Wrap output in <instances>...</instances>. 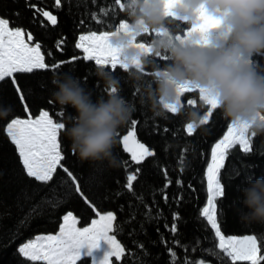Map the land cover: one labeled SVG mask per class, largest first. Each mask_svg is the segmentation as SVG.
<instances>
[{
    "label": "trees",
    "instance_id": "obj_1",
    "mask_svg": "<svg viewBox=\"0 0 264 264\" xmlns=\"http://www.w3.org/2000/svg\"><path fill=\"white\" fill-rule=\"evenodd\" d=\"M32 2L39 9L57 16V25H51L39 12L34 18V10L27 9L24 0H0V16L14 21L13 27L22 26L26 32L32 33V41L41 45L46 64L67 62L69 58L77 57L74 63H65L58 70H39L46 87H35V92H42L47 97L42 107L49 111L51 118L68 126L75 112L71 107L61 108L53 100L52 78L54 75L70 73L81 81L84 73L90 70L86 87L82 84L92 92L93 100L107 96L108 90L95 75L97 65L94 61L83 60L81 50L75 47L76 40L80 33L111 31L119 22L130 21L126 11L127 0H121L123 7L116 5L114 0H95V4L92 0H62V6L59 7L54 6V0ZM15 13H20L21 18L18 19ZM98 20L103 22L98 23ZM176 25L179 27L174 32L178 34L189 27L188 24L176 23L172 28ZM153 38L154 34H142L136 39L149 44ZM57 42H61L59 47ZM165 57L166 55L155 57L156 63L148 64L144 68L141 84L146 86L152 81L154 71L169 63ZM254 60L264 66V55L255 56ZM113 71L119 79L120 95L135 106L132 118L119 129L118 143L114 149L120 161L119 167L81 163L71 148V142L64 135V130H61L58 136V140L62 141L63 151L68 153L65 166L78 175L83 196L76 193L74 188L68 189L62 183V180L68 178L59 169L58 174H54L53 181L47 186L26 177L16 147L11 143L5 127L15 117H25L27 113L36 115L38 111L34 102L29 99L30 112H25L17 102L12 85H4L0 106H11L12 112L6 119L0 118V264H45L43 261H28L27 257L18 252L19 246L38 234L57 231L62 216L67 212L75 215L79 225L88 223L96 211L114 214L112 233L120 245L126 251L130 250L131 254L122 255L120 260L113 257V264H170L168 248L176 252L177 264L206 256L203 250L209 247V239L214 236V231L206 218L200 215L206 200L204 169L211 146L222 136L230 120L222 116L220 109H212L208 123H200L199 127H195V134L189 135L185 129L188 124L187 113L195 112L202 118L208 111V107L199 99L197 93L183 94L182 105L175 113L168 110L167 118L154 116L146 106L139 103L140 90H133V82L128 74L119 66ZM8 79L11 78H6ZM97 86L104 88L105 94L101 96L99 91L92 90ZM133 96L136 97L135 100L132 99ZM188 100L194 103L189 105ZM61 112L65 115L60 116ZM132 120L140 121L143 125V130L140 124L137 125L138 141L156 153L155 157L146 158V161H152L151 167L143 171L137 181H133L134 194L124 185L128 173H134L140 165L131 161L130 154L123 151L121 143V138L130 129ZM249 139V153H244L238 145L226 152L223 167L220 169V179L225 186L227 197L224 200L225 212H221V198H217L216 219L221 226V233L226 236L257 237L260 255H264V244L260 243L264 240V225L245 224L240 218L241 213L247 211L241 203L242 189L250 179L264 176V137L252 138L249 134ZM124 160L129 161L128 167L123 166ZM168 180L172 183L165 187ZM177 180L182 181V185H178ZM117 192L120 194L114 195ZM26 195L32 198L27 199ZM177 198H180L179 203L176 202ZM46 199L57 206L51 207L45 203ZM234 200L238 201L236 210L229 207ZM35 205H40L37 209L39 214L31 211ZM173 212H179L181 217L176 222L178 230L175 234L170 231ZM140 243L145 245L144 249L138 247ZM215 244L216 240L213 241V246ZM206 259L212 258L206 256ZM77 264L91 263L90 259L84 256ZM212 264L218 262L212 260ZM235 264L249 262L237 261ZM261 264H264V261H261Z\"/></svg>",
    "mask_w": 264,
    "mask_h": 264
},
{
    "label": "clouds",
    "instance_id": "obj_2",
    "mask_svg": "<svg viewBox=\"0 0 264 264\" xmlns=\"http://www.w3.org/2000/svg\"><path fill=\"white\" fill-rule=\"evenodd\" d=\"M167 0H130L129 37L151 31L154 38L148 51L124 38L121 60L127 67L133 86L139 85V103L154 116L166 117L170 106L179 109L181 89L203 90L232 123L246 126L252 138L264 137V66L254 57L264 55V0H177L166 14ZM219 21L203 36L199 32L177 39L172 25L198 23L200 10ZM166 55L169 63L156 69L152 81L141 84L147 56ZM95 75L108 90L106 97L92 98V92L70 73L54 75L53 100L71 107L75 115L64 130L71 148L81 163L117 168L120 161L114 149L119 129L132 118L135 106L119 93V79L110 68L97 65ZM155 85V87H153ZM11 106H0V118L6 119ZM201 117L187 113V123L199 127ZM241 213L245 224L264 225V176L250 179L242 189Z\"/></svg>",
    "mask_w": 264,
    "mask_h": 264
},
{
    "label": "snow or ice",
    "instance_id": "obj_3",
    "mask_svg": "<svg viewBox=\"0 0 264 264\" xmlns=\"http://www.w3.org/2000/svg\"><path fill=\"white\" fill-rule=\"evenodd\" d=\"M25 7L33 11V17L39 12L51 25L55 26L58 23L57 16L53 15L49 11L39 9L32 0H24ZM95 4V0H92ZM116 5L121 4V0H114ZM130 0H127V4ZM177 0H167L165 8L166 14L171 15L169 9L174 7ZM54 6H62V0H54ZM103 12V9H101ZM16 17L21 18L20 13H15ZM35 22V19L33 20ZM98 23H102V20H98ZM43 23V21H41ZM83 23V21L81 22ZM219 23L218 20L207 14L203 9L200 10L198 16V23L192 25L184 35L177 34V39L187 38L193 33L199 32L201 36L205 34L210 28L215 27ZM14 21L8 18L0 16V98L3 95V88L6 84L12 85V91L16 95L17 102L21 104L22 109L25 112H30L31 105L28 100L31 99L38 111L39 115L35 119H20L13 118L9 123L6 124L5 131L10 137L11 143L15 145L18 152L20 164L27 178L34 179L43 186H47L49 182L53 181L54 174H58V169L61 170L68 179L62 180L68 189H73L76 193L81 196L84 193L81 190L79 177L74 174L69 167L65 166V161L68 159V153L62 149V141L58 140L61 130L66 127L64 122H54L49 115V111L45 110L42 105L47 100V97L43 93L35 92V87L45 88L46 85L43 82L42 77L39 75V70H49L56 68L57 70L64 66L65 63H74L77 57L69 58V61L54 62L52 65L44 62V56L39 51L41 45L36 43L34 47H29L22 39L23 35H27L28 40L34 39L31 32H26L22 26H15ZM114 30L104 31L99 36L97 33L92 32L90 37L81 35L80 41L89 40L88 46L77 42L75 47L83 49L86 54L83 56V60L94 61L95 65L104 66L110 68L112 73L115 75L113 70H116L119 66L120 69L126 68L127 65L122 63L121 60V49L122 45H117L114 40L117 38H124L125 42L134 44L137 48L148 51V44L146 43H135V37H129V24L121 22L118 27L113 26ZM176 25L173 31L178 28ZM149 32V31H148ZM147 33V32H146ZM61 42H57V47L60 46ZM51 55V53H49ZM167 59V57H165ZM168 60V59H167ZM147 64H155L154 57L147 56L145 58ZM18 74V75H14ZM91 74L90 70L86 71L81 77V83L85 84L88 76ZM6 78H11L6 80ZM35 82V84L33 83ZM147 83V82H146ZM139 85L134 87V91L138 92ZM94 91H99L101 96L105 94L104 88L98 86ZM192 92L196 88L185 87L181 91ZM199 90V99L204 105H210L211 109H218L216 102L210 98L203 90ZM120 91L122 92V86ZM135 96L132 97L135 100ZM189 105L193 104L194 101L188 100ZM171 112H177L178 108L170 106ZM65 113L61 112L60 116H64ZM201 124H207V119H202ZM140 124L141 130L143 125L140 121L132 120L131 127L127 130V134L121 138L123 144V151L131 154V161L137 167L134 173H128L127 182L124 187L132 194L135 193L133 188V181H137L140 174L146 169L151 167L152 161H146V158L155 157L156 153L154 150H149L144 143L139 142L135 139L137 135V125ZM235 130V131H234ZM167 131V129H165ZM187 132L189 135L195 134V127L192 124H187ZM246 126L237 124H231L228 126V132L224 135V138L214 145L212 148V162L207 164L206 178H207V204L200 213L201 217L206 218L208 224L214 229V236L209 239V247L203 251L206 256H210L212 259H206V256H201L198 260H186L184 264H212V260L218 262V264H235L237 261H247L249 264H261L264 261V255H258L260 252V246H258V240L255 236H245L237 239L235 237H225L221 234V226L217 223L215 216L217 198L219 200L220 210L222 213L225 212L224 200L226 197L225 186L222 184L220 179V169L223 167L218 161L217 153L218 150L228 149L233 145L244 146L247 144L245 137ZM119 135V133H118ZM244 153H249V147H243ZM219 157H224V151L219 152ZM123 166L128 167L129 161L124 160ZM172 183L171 180L167 181L165 187ZM178 185H182V181L177 180ZM117 192L114 195H119ZM67 195V193H65ZM27 199L32 197L27 196ZM167 200V196L164 197ZM177 203L180 202V198H177ZM45 203L50 204L51 207L55 208L57 205L53 204L50 200H45ZM91 203V201H89ZM238 201H233L229 207L236 210ZM40 205H35L31 211L37 212ZM39 214V212H37ZM97 215L99 213L97 212ZM115 219L113 213L109 212L106 216H101L99 221L94 220L92 227L90 228H76L74 222L76 218L71 212L67 213L64 217V225H62L60 233L58 235H48L37 237L35 241H28L22 244L18 252L27 257L30 262L43 261L45 264H77V261L81 259L78 249L85 242L88 243L90 248H95L99 239L103 238L107 241L110 246V252L106 255L104 264H109L111 257H115L120 260L122 255H130L131 251L122 247L117 240L115 235H109L112 231L111 222ZM134 219V218H133ZM173 223L170 231L175 234L178 230L177 221L181 219L179 212H173L172 214ZM223 219V216L221 217ZM218 238L219 243L213 246V241ZM208 239V238H206ZM177 243H179L177 241ZM261 244H264V240H261ZM140 249H144L145 245L140 243L138 245ZM170 256V264H177V254L172 248L167 249Z\"/></svg>",
    "mask_w": 264,
    "mask_h": 264
},
{
    "label": "rangeland",
    "instance_id": "obj_4",
    "mask_svg": "<svg viewBox=\"0 0 264 264\" xmlns=\"http://www.w3.org/2000/svg\"><path fill=\"white\" fill-rule=\"evenodd\" d=\"M121 22H126V23L130 24L131 21H121ZM121 22H119V23L117 24V27H118V25H119ZM189 28H190V25H189V27L186 28V29H185L180 35H184V33H185ZM113 30H114V29H113ZM111 31H112V30H111ZM92 32H95V31H88V32L80 33V34L78 35V37H77L76 43H77V42H80V43L84 44L85 46H88V44H89V40L80 41V40H79V37H80L81 35H84V36H86V37H90V34H91ZM102 32H104V31H101V32H95V33H97V35L99 36ZM144 34H148V35L150 34V35H153L154 33H152L151 31H149V32L144 33ZM176 34H178V33H176ZM136 38H137V37H136ZM136 38H135V43H145V42L138 41ZM22 39L24 40V42H25L29 47H34V45L36 44V43H34L33 41H29V40L27 39V37H26V34L22 36ZM146 44H148V43H146ZM80 50H81V52H82V56L86 55V54L83 52V49H82V48H80ZM39 51L42 53L41 48L39 49ZM42 55H43V54H42ZM185 93H197V96L200 97V93H199V90H198V89L193 90L192 92H184V91L182 90V91H181V98H180V106L182 105V96H183V94H185ZM180 106H179V107H180ZM206 107H208V111L204 114V116L202 117V119H208V117H209V115H210V113H211V111H212L210 105H206ZM38 115H39V113L36 114V115H31V114H28V113H27V115H26L25 117H15V118H20V119H29V118H32V119H35L36 116H38ZM50 117H51V116H50ZM202 119H201V120H202ZM53 121H54V120H53ZM54 122H55V121H54ZM231 124H233V123H232L231 121H229L228 124H227V126H226V129L224 130V132H223V134H222V136H221L220 138H218V139L213 143V145L211 146V149H210V152H209V157H208V160H207V163H206L205 169H204V176H205V179H206V200H205V204L203 205L201 211H202L206 206H208V204H207L208 190H207L206 171H207V164L212 162V148L214 147V145H215L216 143H218L220 140H222V139L224 138V135L228 132V126L231 125ZM185 129H186V131H187V124H186ZM234 131H235V130H234ZM126 134H127V133H126ZM126 134H124V135H126ZM245 137H246V139H247V144L244 145V146H239V145H238L241 149H243V147H249V148H250L249 133H248L247 131H246V133H245ZM135 139H137V137H135ZM137 140H138V139H137ZM122 145H123V144H122ZM233 146H235V145H233ZM233 146H232V147H233ZM230 148H231V147H229L228 149H230ZM228 149H226V150H224V149L218 150L217 158H218V161H219V163H220L221 165H223V163H224V159H225V157H226V152L228 151ZM222 150L224 151V157L221 159V158L219 157V152L222 151ZM129 154H130V153H129ZM130 156H131V154H130ZM214 203L216 204V202H214ZM67 213H69V212H67ZM67 213H65V214L62 216V220H61V223H60L59 228L57 229V231H55V232H53V233H49V234H38V235L34 236L32 239H30V240H31V241H35L37 237H41V236L58 235V234L60 233V230H61L62 225H64V223H65V221H64V217L67 215ZM71 213H72V212H71ZM98 213H99V215H97V212H96L95 216H94V217H91V219L89 220V222L86 223V224H84V225H79V224H78V219H77V218L75 217V215L72 213L73 216L76 218V220H75V222H74V226H75L76 228H80V229H83V228H90V227H92V222H93L94 220L99 221L101 216H106L107 213H109V212H98ZM111 213H112V212H111ZM215 216H216V212H215ZM206 220H207V219H206ZM111 227H112V230H113V221L111 222ZM213 231H215V230L213 229ZM221 234H222V233H221ZM109 235H113L112 231L109 232ZM222 235H224V234H222ZM224 236H225L226 238H227V237H235V238H237V239H240V238H243V237H245V236H253V235H242V236H235V235H229V236H226V235H224ZM115 239H116V238H115ZM30 240H27V241L24 242V243H27V242L30 241ZM116 240H117V239H116ZM117 242H118V240H117ZM24 243H22V244H24ZM118 243H119V242H118ZM217 243H219L218 238L216 239V244H217ZM22 244H21V245H22ZM119 244H120V243H119ZM21 245H20V246H21ZM20 246H19V247H20ZM258 246H259V245H258ZM78 251H79L81 257L87 256V257L90 259V263H91V264H104L105 257H106V255L110 252V246H109V244L107 243V241H106L105 239L101 238V239L98 240V242H97V246H96L95 248H90V246L88 245V243L85 242L84 244L81 245V247L78 249ZM22 255H23V254H22ZM258 255H260V252L258 253ZM112 258H113V257L110 258V260H109V264H113V263H112ZM114 258H115V257H114Z\"/></svg>",
    "mask_w": 264,
    "mask_h": 264
}]
</instances>
